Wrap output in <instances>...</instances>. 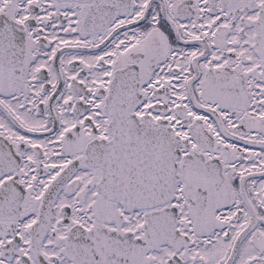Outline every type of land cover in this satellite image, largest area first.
Instances as JSON below:
<instances>
[{"label":"snow or ice","instance_id":"1","mask_svg":"<svg viewBox=\"0 0 264 264\" xmlns=\"http://www.w3.org/2000/svg\"><path fill=\"white\" fill-rule=\"evenodd\" d=\"M0 264H264V0H0Z\"/></svg>","mask_w":264,"mask_h":264}]
</instances>
